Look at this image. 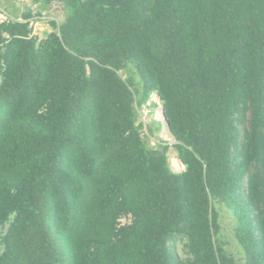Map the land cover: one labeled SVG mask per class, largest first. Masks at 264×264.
<instances>
[{
    "label": "trees",
    "instance_id": "trees-1",
    "mask_svg": "<svg viewBox=\"0 0 264 264\" xmlns=\"http://www.w3.org/2000/svg\"><path fill=\"white\" fill-rule=\"evenodd\" d=\"M30 1L65 18L0 21V264H239L217 203L264 264V0ZM155 93L180 173L137 124Z\"/></svg>",
    "mask_w": 264,
    "mask_h": 264
},
{
    "label": "rangeland",
    "instance_id": "rangeland-1",
    "mask_svg": "<svg viewBox=\"0 0 264 264\" xmlns=\"http://www.w3.org/2000/svg\"><path fill=\"white\" fill-rule=\"evenodd\" d=\"M29 11L35 15L32 20L34 23L32 35L39 39H44L53 31L51 22L60 24L65 18V7L61 2H52L47 6H43L42 4H34L30 0H0V14L6 18V21H21L22 15ZM1 15L0 20H5ZM120 75L124 79H132L138 86L141 85V79L132 66H128L126 70L121 71ZM162 112V102L156 93L152 94L148 103L138 109L137 124L140 126L141 136L148 149H156L158 146L169 147L167 157L170 168L173 172L180 173L185 168L181 165L177 157V152L174 149L176 142L166 127V121ZM216 207L220 211V223L222 226L221 240L224 242L225 249L235 256L239 264H245L243 250L236 241L234 234L235 217L232 211L227 208L230 213L219 203L216 204ZM121 222L122 224H127L130 222V218L123 219ZM7 229L8 226L0 229V237L6 233ZM186 243L187 240L184 237L176 235L169 241V247L172 251L178 253L182 259L187 260L190 256L186 248ZM1 251L2 246L0 244V253Z\"/></svg>",
    "mask_w": 264,
    "mask_h": 264
},
{
    "label": "water",
    "instance_id": "water-1",
    "mask_svg": "<svg viewBox=\"0 0 264 264\" xmlns=\"http://www.w3.org/2000/svg\"><path fill=\"white\" fill-rule=\"evenodd\" d=\"M163 116H164V119H165V124H166V127L168 129V131L171 133V127H170V124L168 123V121L166 120V116H165V112H164V109H163V112H162Z\"/></svg>",
    "mask_w": 264,
    "mask_h": 264
},
{
    "label": "built area",
    "instance_id": "built-area-1",
    "mask_svg": "<svg viewBox=\"0 0 264 264\" xmlns=\"http://www.w3.org/2000/svg\"><path fill=\"white\" fill-rule=\"evenodd\" d=\"M0 15H1V14H0ZM34 16H35V15L33 14V18H34ZM1 17H4V16L1 15ZM33 18L29 21V26H30L31 29H33V25H34V23H33V21H32ZM3 19H5V20H0V21H1V22L6 21V18H5V17H4Z\"/></svg>",
    "mask_w": 264,
    "mask_h": 264
},
{
    "label": "bare ground",
    "instance_id": "bare-ground-1",
    "mask_svg": "<svg viewBox=\"0 0 264 264\" xmlns=\"http://www.w3.org/2000/svg\"><path fill=\"white\" fill-rule=\"evenodd\" d=\"M161 116V115H160ZM162 117V116H161ZM179 164V163H178ZM183 166V164H181Z\"/></svg>",
    "mask_w": 264,
    "mask_h": 264
}]
</instances>
